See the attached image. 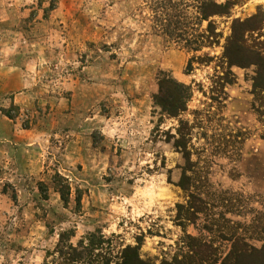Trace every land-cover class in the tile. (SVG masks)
Segmentation results:
<instances>
[{
  "label": "rangeland",
  "instance_id": "374dc122",
  "mask_svg": "<svg viewBox=\"0 0 264 264\" xmlns=\"http://www.w3.org/2000/svg\"><path fill=\"white\" fill-rule=\"evenodd\" d=\"M257 8L264 0L210 18L219 44L194 52L154 31L142 0H0V264H115L137 237L140 259L183 261L185 234L212 246L207 264H256L255 253L229 254L264 243L253 68L232 66L231 84L215 57L185 68L220 56L231 18ZM161 70L191 88L178 118L153 106ZM180 127L189 163L173 146ZM184 169L192 222L176 216L189 204ZM70 244L73 261L60 250Z\"/></svg>",
  "mask_w": 264,
  "mask_h": 264
},
{
  "label": "trees",
  "instance_id": "16d2710c",
  "mask_svg": "<svg viewBox=\"0 0 264 264\" xmlns=\"http://www.w3.org/2000/svg\"><path fill=\"white\" fill-rule=\"evenodd\" d=\"M245 0H142L144 8L148 11V20L152 21L151 28L164 35L169 42L180 44L182 47L191 51H199L203 47H213L219 44L222 36L221 31H217L214 21L210 18L214 16L231 17V11L235 6H241ZM192 9L188 12V9ZM261 8L256 12L246 16L232 17L229 24V33L224 37L222 52L220 56H194L187 64L186 73L192 70V62L196 60L199 64H208L215 57L221 63L225 64L226 71L219 77L223 84L233 83V74L230 71L232 66L240 68H253L251 76V93L253 95L252 108L259 117H264V40H260V30L263 27L264 15ZM150 17V18H149ZM202 21H207L204 28H201ZM191 97V88L189 85L177 81L168 72L160 71L157 77V91L152 96L153 106L158 108L160 115L171 118L178 116L186 109V103ZM12 118L10 114H6ZM179 126L183 124L178 120ZM27 127V126H24ZM178 138L173 139V146L176 149H182L185 159L189 163L188 152L186 151L185 133L183 127L176 130ZM264 139V129L260 134ZM188 169V168H186ZM184 169L183 175L178 181V185L188 192L189 204L183 209L182 214L178 213L177 218H183L185 221L192 222L196 212L195 196L190 191L191 177L186 176ZM189 170V169H188ZM59 188L57 191L63 202L68 197V189ZM176 207L181 208L180 204ZM183 208V207H182ZM181 208V209H182ZM183 225V223H182ZM184 229V228H183ZM185 231V230H184ZM188 240L190 251L183 255V261L173 259L171 262L160 261L158 264H207L209 257L213 254L212 246L207 242H199L197 238L185 234ZM88 241L93 245L94 235L90 234ZM141 239L136 238L134 245H126L120 251V261L115 264H155L140 259L138 249ZM68 251L61 248L62 254L72 252L67 260H75L81 254L71 244L66 246ZM65 251V252H64ZM255 253L261 258L256 264H264V243L258 248L243 245L241 248L232 247L229 254L247 255ZM103 264H108L105 260ZM210 264V263H208ZM222 264H226L222 262ZM233 264H242L234 261Z\"/></svg>",
  "mask_w": 264,
  "mask_h": 264
},
{
  "label": "crops",
  "instance_id": "0c3cea01",
  "mask_svg": "<svg viewBox=\"0 0 264 264\" xmlns=\"http://www.w3.org/2000/svg\"><path fill=\"white\" fill-rule=\"evenodd\" d=\"M30 98H18V105L20 107L25 106L27 103H29ZM14 101H17V98H13Z\"/></svg>",
  "mask_w": 264,
  "mask_h": 264
}]
</instances>
